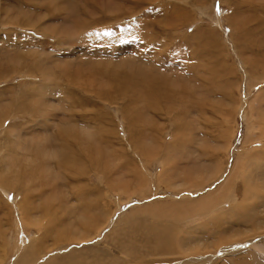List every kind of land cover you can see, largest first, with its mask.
<instances>
[{
	"label": "rangeland",
	"instance_id": "374dc122",
	"mask_svg": "<svg viewBox=\"0 0 264 264\" xmlns=\"http://www.w3.org/2000/svg\"><path fill=\"white\" fill-rule=\"evenodd\" d=\"M144 1L0 0V76L5 77L0 79V115L9 110L14 116L12 123L19 127L16 138L9 128L0 136V180H9L0 181V256L7 253L8 259L0 264H21L20 258L12 256L14 227L19 226L16 219L33 232V240L30 234L24 239L31 242L32 264H72L84 257L87 260L79 264H100L98 258L105 264H172L212 255L234 240L257 238L256 242L264 245V221L258 229L233 227L229 220L221 223V215L241 221L253 214L257 220L264 218V199L259 201L263 207L251 210L254 203L248 208L241 203L232 209L238 198L255 200L245 192L242 172L233 189L230 181L225 186L227 206L213 213L206 207L214 203L213 194L232 173L246 136V105L237 118L234 112L228 113L230 110L224 113L221 131L210 128L219 121L223 103L216 104L220 99L210 95L198 99L212 101L207 105L190 104L193 83L187 72L190 66L201 74L205 68L219 73L222 86L228 84L234 90L232 103H240V94L244 103L254 104L252 119H263L264 0H188L172 26L167 25L166 17L177 5L166 6L165 0ZM118 17L125 19L118 24ZM137 33L142 34L137 37ZM146 41L153 54L146 52L147 46L142 47ZM168 55L173 56L175 65L170 66ZM245 75L261 81L249 84ZM47 84L55 95H45ZM37 86L41 88L38 92L34 90ZM174 93L177 95L171 98ZM255 93L257 101L252 99ZM47 99L53 101L49 107ZM22 107L29 109L30 117L23 119L21 113H15ZM204 120L210 123L208 130L203 127ZM229 121L237 126L226 153ZM263 126H259L261 131ZM29 132L30 136L23 135ZM218 133L226 135L221 140ZM263 136L251 147L260 148ZM53 150L60 152V157L68 153L77 158L70 157V164L63 159L58 166L51 158ZM22 152H28L29 158H22ZM43 164L48 165L44 170ZM255 185L264 191L260 176L252 179L250 187ZM172 199L180 200L176 203L181 205L166 206ZM191 201L199 203L185 204ZM22 206L27 207L24 215ZM187 210L192 211L183 218L191 219L184 224L181 213ZM181 226L186 229H174ZM230 228L233 231L227 230ZM11 235L14 239L8 252L4 238L11 239ZM71 245V250H61ZM121 245L124 255L119 253ZM92 246L101 247L93 250ZM56 250H61L60 254H50ZM24 252L28 250L21 254ZM249 253L246 250L213 264H264L260 255Z\"/></svg>",
	"mask_w": 264,
	"mask_h": 264
},
{
	"label": "bare ground",
	"instance_id": "6f19581e",
	"mask_svg": "<svg viewBox=\"0 0 264 264\" xmlns=\"http://www.w3.org/2000/svg\"><path fill=\"white\" fill-rule=\"evenodd\" d=\"M166 2H168V3H164V5H166V6H168V5H172V6H174L175 7V5H177L178 7H175V8H173V10H171L170 12H169V14H168V16L166 17V19H167V21H168V26H170L171 25V23H172V21L174 22V23H177L178 22V20H179V18H178V14H179V11H180V9H183V8H185V6H186V4H187V1L188 0H165ZM225 1V0H224ZM224 1H221V2H224ZM145 3H146V0L144 1ZM159 2V1H158ZM225 2H227V1H225ZM229 2V1H228ZM189 4H190V2H189ZM195 6H196V4H195ZM192 7V6H191ZM231 7V6H230ZM161 8V7H160ZM165 9V8H164ZM235 9V8H234ZM3 13V12H2ZM128 14H133V13H131V12H129ZM217 15V14H216ZM155 16H157V15H155ZM134 17V16H133ZM15 19V18H14ZM31 19V18H30ZM125 19V18H124ZM124 19L122 20V18L121 17H118L117 19H116V23H121L122 21H124ZM6 23V22H5ZM8 23V22H7ZM112 23V22H111ZM181 23H182V21H181ZM185 24V23H184ZM20 25V24H19ZM218 25H219V23H218ZM172 26V25H171ZM190 26V25H189ZM85 27V26H84ZM87 27H85V29H86ZM173 28V27H172ZM173 29H175V28H173ZM34 30L36 31V32H39L38 30H36L35 28H34ZM159 30H162V31H164V29H162L161 27H159ZM247 31V30H246ZM183 32V31H182ZM247 33V32H246ZM246 33H244V34H246ZM142 33H137L136 34V36L137 37H139L140 35H141ZM184 34V33H183ZM183 34H180L181 35V39L183 38L182 36H183ZM45 35V34H44ZM142 37V36H141ZM139 39H141V38H139ZM91 41V40H90ZM144 44L142 45V47L144 48L145 46H147V47H145L144 49L146 50V52L148 53V54H150V53H154L155 51H153V49H152V51H149V48L150 47H152L151 45H146V44H149L150 42L149 41H146V42H143ZM83 48V47H82ZM82 48H80V49H82ZM82 50H84V49H82ZM169 51H171V50H168V52ZM169 56V60H171L170 61V66H173V65H175L174 63H173V61H172V59L171 58H173V56H171V55H168ZM185 64H186V62H184ZM182 66V65H181ZM185 66H187V65H185ZM192 66V65H191ZM174 68V67H173ZM186 68V67H185ZM188 68V71L187 72H190V73H188V77H190V79L192 80V83L193 84H191V92H190V104H193V105H198V104H200V103H202V105L204 106V105H207V104H209V103H211V102H209L208 100L206 101V99H203V100H200V101H198V99H200V98H209L210 97V95L212 96H214L216 99L217 98H219L220 100H219V102L218 103H216V104H222L223 103V105H221V110L219 111L220 113V115H219V121L218 122H215L216 123V125H212L211 127H210V123H206L205 122V120H204V124H203V127L204 128H206L207 127V130L209 129V127L210 128H213V127H215L216 129L218 128L219 130H220V128L221 129H224V126H223V123H222V121H223V119L225 118V116H226V114H224V113H226V112H228L229 110H230V112H228V113H230L231 115H232V112H234V114H233V116L234 117H236L237 118V116H239V114H241V113H239L240 112V109L242 108V106L243 105H246V110H244V112H245V121H244V123H245V125H246V136H245V139H244V142L242 143V145L240 146V148H239V150H238V153H237V156H236V161H235V163H234V167H233V170H232V173H231V175H230V177L229 178H226L224 181H223V183L221 184V186L217 189V191L215 192V194H213V195H216V197H215V199H214V203L213 204H209V205H207L206 207H208V208H210L212 211H211V213H213V212H215L216 210H218V209H220L221 210V208L222 207H225V205L227 206L228 205V201L225 199L226 197H227V193H228V189L227 188H225V186H226V184H227V182L228 181H230V188L231 189H233L234 187H235V185H236V177H237V175L239 174V173H241L242 172V178L245 180V185H244V189H245V192L246 193H249V194H251V196H253L254 198H255V200H247V199H244V198H238V199H236L235 201H234V204H233V207H232V209H234V211L236 210V208H235V206L237 207V205L238 206H240L241 207V203H243L242 205L243 206H245V207H249L252 203H254V205L253 206H251L250 208H251V210H253L254 208H256L257 206H262V205H260V202L259 201H261L262 199H264V191H262V190H258V187H257V185H255L253 188H251L250 187V183H251V181H252V179L255 177V176H260V185L262 186V187H264V140H262L263 142H262V145H261V147L260 148H255L254 149V147L252 148L251 146H252V144H254L257 140H259V138H262V137H259L261 134H264V126L262 127V131L260 130V128H259V126L260 125H262V124H264L263 123V119L261 118V119H252L253 118V111H254V104L250 101V102H246V103H244V101H243V99H242V97L240 98V94H239V99H238V101L240 100V103H236L235 105L232 103V95H233V93H234V90H232V88L227 84V86L226 87H223L222 86V84L219 82L220 80V74L219 73H217V72H212V71H210V70H208V69H204V71H203V74H201V72H198L197 70H193V69H191V67L189 66V67H187ZM185 71V70H184ZM183 71V72H184ZM192 71H196V73L197 74H194ZM183 72H180L179 74H180V77H182V75L184 74ZM20 77L22 78L23 76V73L21 74L20 73ZM250 76V75H249ZM252 76V75H251ZM245 77H247V79H248V81H249V84H250V82L251 83H253V82H255V83H259L261 80H259L258 78H251V77H248V75H245ZM2 77L0 76V79H1ZM5 78V77H4ZM4 78H2V79H4ZM259 81V82H258ZM188 83V82H187ZM40 84V83H39ZM41 84H43V83H41ZM37 85V84H36ZM48 85V84H47ZM256 85V84H255ZM184 86V85H183ZM39 86H37V87H35L34 88V90L37 88V92L41 89V88H38ZM190 87V86H189ZM252 87V85H250L249 86V90H250V88ZM255 87V86H254ZM253 87V88H254ZM257 87V86H256ZM170 89V88H169ZM168 89V87L166 88V91H168V92H171V89L169 90ZM179 89H175V92H177ZM236 90H239V87L236 89ZM68 92V91H67ZM257 92H258V90H257ZM34 93H36L35 91H34ZM45 95H52V94H56V91L52 88V90H51V88L49 87V85H48V88L45 90ZM25 94H27V96H29V94L31 95V93H25ZM44 94V93H43ZM43 94H41V96L43 95ZM237 94V95H238ZM33 95V94H32ZM177 94H173V96L171 97V98H174V96H176ZM188 95V94H187ZM256 95H258V94H256L255 93V95H253V97H252V99L254 98L255 99V101H257L256 100ZM180 96V95H179ZM182 96V95H181ZM180 96V97H181ZM150 97V96H149ZM183 97V96H182ZM181 97V98H182ZM184 97H186V96H184ZM45 99H46V97H45ZM149 99V98H148ZM251 99V100H252ZM258 99V98H257ZM178 100V99H177ZM218 100V99H217ZM50 102H53L51 99H47V101H45V104L49 107L50 106ZM208 102V103H207ZM217 102V101H216ZM244 103V104H243ZM184 106V105H183ZM201 106V105H200ZM220 107V106H219ZM244 107V106H243ZM197 108V107H196ZM216 108V107H215ZM55 109V108H54ZM53 109V110H54ZM200 109V108H199ZM243 109V108H242ZM258 109V108H257ZM56 110V109H55ZM261 110V109H260ZM13 111V110H12ZM258 111H259V109H258ZM2 112V111H1ZM242 112V111H241ZM15 113L18 115L19 113H21V115H23V119H24V116H26V118L27 117H30L31 116V112L29 111V109L28 110H26V108H21V109H19V110H16L15 111ZM208 113V112H207ZM214 113H215V111H214ZM260 113V112H259ZM2 114V113H1ZM190 114V113H189ZM209 114H211V113H209ZM218 114V113H217ZM243 114V113H242ZM149 115V114H148ZM243 115V116H244ZM260 115H261V113H260ZM241 116V115H240ZM242 117V116H241ZM261 117H262V115H261ZM260 118V117H259ZM171 119V118H170ZM16 120V119H15ZM261 120V121H260ZM14 121V116H12L10 113H9V110L6 112V114L5 115H0V136H4L5 135V133L6 132H4L5 130H8V129H6V128H9V129H13L12 131H11V133H12V135H13V137L14 138H16V137H18V135H17V128H19L18 126H16V125H14L12 122ZM210 121V120H209ZM225 121V120H224ZM8 123V124H7ZM176 123V122H175ZM203 123V122H202ZM20 124H23V123H20ZM181 124V123H180ZM19 125V124H18ZM182 125V124H181ZM207 125H209V127L207 126ZM227 125H230L231 126V130L229 131V134H228V137H229V140H226V141H228L227 142V148H226V150H227V152L226 153H228V150H229V147L231 148V146H232V141H233V139H234V137H235V131H236V126H237V124H236V122H234V125H232V122L231 121H229L228 122V124ZM178 126V125H177ZM43 126H42V130H43ZM180 128V127H179ZM214 128V129H215ZM218 130V131H219ZM9 131V132H10ZM15 131H16V133H15ZM221 131V130H220ZM219 131V132H220ZM8 132V131H7ZM213 133V132H212ZM221 134V133H220ZM24 136H30L31 135V132H29V133H24L23 134ZM55 135V134H54ZM203 135H204V133H203ZM218 135V139H221V138H223L222 136H225L226 134L225 133H223L222 134V136H219V133L217 134ZM20 136V135H19ZM22 137V136H21ZM214 137V136H213ZM212 137V138H213ZM264 137V136H263ZM20 139V138H19ZM41 139V138H40ZM48 138H47V136L44 138V140H47ZM217 139V140H218ZM264 139V138H263ZM222 140V139H221ZM23 141V140H22ZM25 141V140H24ZM23 141V142H24ZM37 141H39V139H37ZM53 142H55V139L54 140H52ZM260 141V140H259ZM14 142H16V141H14ZM25 142H27V141H25ZM33 141H30V143H32ZM45 142V141H44ZM63 142V141H62ZM190 142H191V140H190ZM18 143H19V141H18ZM37 143V142H36ZM194 143V142H193ZM192 143V144H193ZM217 143V142H216ZM260 143V142H259ZM16 144V143H15ZM29 144V143H28ZM47 144V143H46ZM191 144V143H190ZM195 144V143H194ZM22 145V144H21ZM34 145V144H33ZM52 145V144H51ZM31 146V145H30ZM34 147V146H33ZM63 148V147H62ZM206 148V147H205ZM47 149V148H46ZM209 149V148H208ZM207 149V150H208ZM65 150V149H64ZM224 150V149H223ZM20 151H21V149H20ZM251 151V153H249ZM253 151V152H252ZM46 152V151H45ZM209 152V151H208ZM47 153V152H46ZM64 153V152H63ZM21 154V157L22 158H24V159H27V158H29L28 156H27V154H28V152H22V153H20ZM20 154H18L17 153V155L19 156ZM51 158H52V161H56V165H58V166H60L59 164H60V161H62L63 159L65 160V161H67V163H69L70 164V162L68 161L69 159H70V157H75L74 155H72V156H69L68 155V153H67V155H62L61 157H60V152H58V151H56L55 152V150H53V152H51ZM35 156V158L37 157H39L38 156V154H33L32 153V157H34ZM208 156V155H207ZM12 157V159H14L13 158V156H9L8 158H11ZM6 158V157H5ZM71 158V159H72ZM75 158H77V156L75 157ZM5 160V159H4ZM77 160V159H76ZM16 161V160H15ZM27 162V161H26ZM71 162H72V160H71ZM192 162V161H191ZM25 163V162H24ZM32 163V162H31ZM34 163V162H33ZM39 163V162H38ZM23 164V163H22ZM36 164V163H35ZM49 164V163H48ZM67 165V164H66ZM33 166V165H32ZM39 166V165H38ZM48 165L46 164L45 166H44V164H43V167H42V169L44 170L46 167H47ZM215 166V165H214ZM4 167V166H3ZM31 167V166H30ZM68 167V166H67ZM8 168V167H7ZM19 168V167H18ZM204 168H205V166H204ZM22 169H25V168H22ZM42 169H39V167H38V169L37 170H39V172H40V170H42ZM26 170V169H25ZM29 170H31L30 168H29ZM35 170H36V167H35ZM205 170V169H204ZM32 171V170H31ZM188 171V170H187ZM27 172H28V174H29V171L27 170ZM33 172V171H32ZM35 172V171H34ZM6 174V170H5V172L3 173V174H1V175H5ZM30 174H33V173H30ZM149 174V173H148ZM193 174V173H192ZM18 175V174H17ZM194 175V174H193ZM192 175V176H193ZM203 175H204V173H203ZM31 176V175H30ZM36 176H39V174H37ZM59 176V175H58ZM32 177H33V175H32ZM189 177V176H188ZM199 177H200V175L198 176V179H199ZM206 176H204V178H205ZM210 177V176H209ZM209 177L208 178H206V180L205 181H207V179H209ZM24 178H25V180H31L28 176H24ZM35 178V177H34ZM37 179H38V177H36ZM194 178H195V176H194ZM57 179L58 180H61V179H59L58 177H57ZM153 179V178H152ZM202 179V178H201ZM215 179H219V176L218 177H216ZM214 179V180H215ZM0 181H4V182H9V180L6 178V177H3ZM204 181V180H203ZM196 182L197 181H195L194 183L196 184ZM198 183V182H197ZM199 184V183H198ZM201 184V183H200ZM192 185V184H191ZM187 186H189V185H187ZM193 186H196V185H193ZM55 187V186H54ZM197 189H200L201 187H196ZM184 189V188H183ZM52 190H54L53 188H52ZM3 193H4V196L5 197H7L8 198V194L5 192V191H3V190H1ZM59 191V190H58ZM188 193V192H187ZM186 193V194H187ZM179 194V193H178ZM185 194V195H186ZM189 194V193H188ZM190 195V194H189ZM189 195H187V196H189ZM212 195V196H213ZM194 196V195H193ZM212 196L211 197H209V199L210 198H212ZM190 197V196H189ZM172 198V197H171ZM192 198V197H191ZM170 199V198H169ZM184 199H186L185 197H184ZM239 199H240V201H239ZM177 200V199H176ZM114 201V200H113ZM182 201V200H181ZM117 202V201H116ZM176 202H180V200H177ZM175 202V200H173L172 199V201H170V202H168V203H166L167 205L166 206H168L169 207V205H171V206H175V207H178L179 205H181V204H177ZM250 202V203H249ZM199 202H195V201H191V202H186L185 204L186 205H188V206H192V205H194V204H198ZM235 205V206H234ZM263 207V206H262ZM201 208H203V207H201ZM201 208H198L197 210H195V211H197L198 212V210L199 209H201ZM26 209H27V207L25 206V209H24V206H22V208H21V211H22V214L24 215V210L26 211ZM182 209H184V208H182ZM182 209H179V210H182ZM223 209V208H222ZM243 209V208H242ZM263 209V208H262ZM171 210V209H170ZM163 211V210H162ZM189 211H192V210H187V211H183L182 213H181V217H179V218H181L180 220H181V222H184V224H185V220L186 219H191V218H183L184 217V215L186 214V213H188ZM37 212V211H36ZM243 212H246V211H243ZM249 212V211H248ZM164 213V212H163ZM261 213H264V209L262 210V212ZM260 213V214H261ZM259 214V215H260ZM245 215V214H244ZM246 215H248V214H246ZM177 216V215H176ZM221 216H223L222 218H220L221 219V223L225 220H229V222L230 223H233V227H239V228H241L242 226L244 227V228H246V226H248V229L249 228H254V227H256V226H258L257 227V229L258 228H260V226L259 225H261V223L264 221V218L263 219H261V220H257L255 217H257L256 215L254 216V214L250 217V219L249 220H247V221H241L240 219H238V220H236V218L237 217H235V220L233 219L232 220V216L230 215V216H228V215H221ZM220 216V217H221ZM235 216H237L236 214H235ZM29 217V216H28ZM243 217V216H242ZM241 217V218H242ZM23 218H24V216H23ZM219 218V217H218ZM243 218H246V217H243ZM25 219V218H24ZM32 219H34V218H32ZM152 219H154V220H157L158 218H153L152 217ZM17 220V223L19 224V226L18 227H14V233H15V235L16 236H14L15 237V247H14V249H12L13 250V257H14V259L15 258H20V263L21 264H32L33 262H29V258L30 257H32L33 255L32 254H29V252H30V244H31V242L29 243V240L28 241H24V239L26 238V237H28L29 236V234L30 235H32L33 234V232H31L30 230L31 229H29V228H27V227H25L23 224H22V221H20V220H18V219H16ZM246 220V219H245ZM24 221V220H23ZM34 221V220H33ZM162 221H164V220H162ZM173 220H171L170 221V219H169V222H172ZM189 221V220H188ZM209 221H212V219L211 220H209ZM177 222H179V219L177 220ZM180 222V223H181ZM213 222V221H212ZM215 222H216V219H215ZM244 222H246L245 223V225H240L241 223H244ZM157 223L158 222H156V225H157ZM205 223V222H204ZM220 222H217V225L219 224ZM24 224H26L25 222H24ZM159 224V223H158ZM214 224V223H213ZM247 224V225H246ZM209 226L211 225V223H209L208 224ZM221 225V224H220ZM86 226V225H85ZM163 226V225H162ZM167 226V225H166ZM198 226H200V225H198ZM91 227V226H90ZM164 227V226H163ZM168 227V226H167ZM190 227V226H189ZM206 226H204L203 228H205ZM165 228V227H164ZM194 228V227H193ZM218 228H220V226L218 227ZM251 228V229H252ZM65 229V228H64ZM90 229H92V228H90ZM168 229H170V228H168ZM168 229H165V230H168ZM174 229H176L177 231H181L182 229H186L185 227L183 228V226H181V227H174ZM227 230H229V231H233V230H231V228L230 229H227ZM60 231V230H59ZM94 231V230H93ZM170 231V230H169ZM228 231V232H229ZM95 232V231H94ZM117 232H119V231H117ZM116 232V233H117ZM237 232H239V231H237ZM257 232V231H256ZM11 233V232H10ZM70 233V232H69ZM99 233V232H98ZM233 234V233H232ZM259 234V233H258ZM76 235V234H75ZM177 235H178V233H177ZM241 235H242V233H241ZM13 235H11V239H8L7 237H5L4 238V244L7 246H5V248L8 250L9 248H10V241L12 242V239H14L13 237H12ZM63 235H61V239L63 238L62 237ZM55 237H56V235H55ZM76 237H78V235L76 236ZM114 237H116V236H114ZM114 237H112V238H110V240H112V241H110L111 243H113L114 241ZM238 237V236H237ZM30 238H32V240H33V235L32 236H30ZM234 238V237H233ZM236 238V237H235ZM239 238V237H238ZM35 239V238H34ZM37 239V238H36ZM57 239V238H56ZM77 239V238H76ZM85 239H86V237H85ZM179 239V238H178ZM237 239V238H236ZM86 241V240H85ZM235 241V240H234ZM234 241H232L233 243H231L230 245H228V246H225L224 248H220V249H218V251L216 252V253H214V254H212V255H202V256H195V257H191L190 259H185V260H179V261H174V263H172V264H213L214 262H216V261H219L220 259H224V258H227V257H230V256H232L233 257V255H240L241 253H243L244 251H246V250H250V252L251 253H249L250 255L249 256H252L253 257V254L254 255H260L262 258H264V245H261V244H258L257 242H258V240H257V238H252V239H250V240H248V241H244V242H242V241H236V242H234ZM257 241V242H256ZM228 242V241H227ZM13 243V242H12ZM85 243V242H84ZM88 243H91V244H93L90 240L88 241ZM152 243H155V238L154 239H152ZM183 243V242H182ZM207 243H209V242H207ZM12 245V244H11ZM78 246V245H77ZM96 247H98V246H96ZM95 247V248H96ZM101 246H99L98 248H100ZM67 248V247H66ZM71 248H72V245L70 246V249H68L67 248V250H65L64 249V247L61 249V250H63V251H69V250H71ZM77 248V247H76ZM95 248L92 246V249L93 250H95ZM124 245L122 246L121 245V247L119 248V253L121 254H123L124 253ZM28 250V253H25L24 252V254H21V252L22 251H24V250ZM61 250H56V251H54V252H52V253H50V254H52V255H54L55 253H59ZM97 251H98V249H97ZM8 252H10L9 250H8ZM35 252V251H34ZM81 252V251H80ZM67 253V252H66ZM106 253V252H105ZM179 253V252H178ZM4 254V253H3ZM7 253H5L4 255H1L0 256V260H3L4 258H6V255ZM34 254V253H33ZM60 254V253H59ZM110 254V253H109ZM156 255L158 254V252L157 253H155ZM10 255V254H9ZM8 255V256H9ZM58 255V254H57ZM70 256H71V254H69ZM68 255V256H69ZM124 255V254H123ZM126 255V254H125ZM166 255V254H165ZM170 254L168 253V256H169ZM198 255V254H197ZM23 256V257H22ZM49 256L50 255H48V256H46V258H47V260L49 259ZM157 256H161L160 255V253H159V255H157ZM259 256V257H260ZM39 257V256H38ZM78 257V256H77ZM126 257V256H125ZM105 258H107V257H105ZM112 258V257H111ZM155 258H156V256H155ZM241 258V257H240ZM255 258V257H254ZM258 258V257H257ZM7 259V258H6ZM13 259V260H14ZM86 258L84 257V258H82V259H80L79 260V262H73L72 264H79L80 262H82V261H84ZM95 259H97L96 257H95ZM123 259H125V258H123ZM159 259V258H158ZM252 259V258H251ZM8 260V259H7ZM46 260V261H47ZM87 260V259H86ZM112 260V259H111ZM120 260V259H119ZM125 260H127V259H125ZM168 260V259H167ZM242 260V259H241ZM53 261H54V259H53ZM78 261V260H77ZM102 261H103V259L101 258V262H100V260H99V258H98V260H97V263L99 262L100 264H105V263H102ZM106 261V260H105ZM107 261L109 262V258L107 259ZM116 261V260H115ZM41 262H43V260H41ZM72 262V261H71ZM92 262V261H91ZM117 262V261H116ZM115 262V263H116ZM234 262V261H233ZM243 262V261H242ZM246 262V261H245ZM248 262V261H247ZM46 263H50V264H54V263H52V262H49V261H47ZM45 262H44V264H46ZM223 263V262H222ZM250 263V262H249ZM55 264H59V263H55ZM130 264V263H129ZM158 264H166V263H158ZM226 264V263H225ZM251 264H256L255 262H252Z\"/></svg>",
	"mask_w": 264,
	"mask_h": 264
},
{
	"label": "snow or ice",
	"instance_id": "6c2138e0",
	"mask_svg": "<svg viewBox=\"0 0 264 264\" xmlns=\"http://www.w3.org/2000/svg\"><path fill=\"white\" fill-rule=\"evenodd\" d=\"M105 35H111V33H105ZM9 199H11V198L9 197Z\"/></svg>",
	"mask_w": 264,
	"mask_h": 264
}]
</instances>
